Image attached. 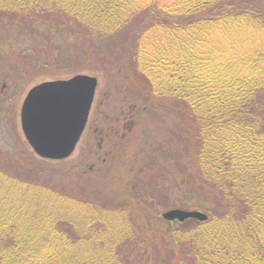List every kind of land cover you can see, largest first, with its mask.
<instances>
[{"label":"trees","instance_id":"trees-1","mask_svg":"<svg viewBox=\"0 0 264 264\" xmlns=\"http://www.w3.org/2000/svg\"><path fill=\"white\" fill-rule=\"evenodd\" d=\"M0 28L26 30L17 53L40 67L78 61L118 91L125 76L174 100L197 129L194 183L213 192L205 221L147 215L151 247L128 196L91 193L78 172L32 177L49 159L1 156L0 264H264V0H0Z\"/></svg>","mask_w":264,"mask_h":264},{"label":"rangeland","instance_id":"rangeland-1","mask_svg":"<svg viewBox=\"0 0 264 264\" xmlns=\"http://www.w3.org/2000/svg\"><path fill=\"white\" fill-rule=\"evenodd\" d=\"M0 30L4 33L0 34L3 37L0 39V157L16 155L30 165L31 158L42 159L30 146L21 125V107L32 87L44 81L69 79L79 73L94 75L98 77V87L75 151L65 160H48V165L34 166L32 177L45 176L57 181L64 173L69 177L70 172H78L80 176L73 181L82 183L91 193L95 189L112 199L118 198L115 200L128 196L129 204L144 209L136 216V222L144 226L141 235L146 241L150 237L151 247L158 237L147 235L151 231L147 215L162 214L160 217L165 219L163 213L174 208L202 212L207 209L210 202L207 196L213 192L209 188L202 190L199 181L194 183L193 179L197 173V129L184 123L183 110L174 100L157 101L149 90L143 89L141 82L125 76L119 83L124 89L119 87L118 91L112 73L106 77L103 73L80 69L82 65L78 61L62 66L60 72L40 67L36 58L18 54L19 44H28L21 41L28 40L26 30L22 35L17 30L11 38L10 31L5 34L7 30ZM50 42L36 41L40 49L53 46ZM126 83L132 88L130 92ZM122 120H126L125 129ZM132 122L131 134L127 129ZM118 128L120 135L117 136L113 132ZM79 170L85 174L81 175ZM126 179L131 180L129 189H126ZM168 221L173 225L182 222Z\"/></svg>","mask_w":264,"mask_h":264},{"label":"water","instance_id":"water-1","mask_svg":"<svg viewBox=\"0 0 264 264\" xmlns=\"http://www.w3.org/2000/svg\"><path fill=\"white\" fill-rule=\"evenodd\" d=\"M98 77L76 74L69 79L44 81L32 87L21 107L23 133L34 152L45 159L62 160L75 151L88 122ZM167 220H207L200 210L174 208Z\"/></svg>","mask_w":264,"mask_h":264}]
</instances>
